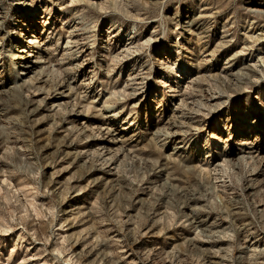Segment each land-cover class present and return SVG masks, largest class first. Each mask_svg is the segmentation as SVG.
Wrapping results in <instances>:
<instances>
[{
  "label": "rangeland",
  "instance_id": "rangeland-1",
  "mask_svg": "<svg viewBox=\"0 0 264 264\" xmlns=\"http://www.w3.org/2000/svg\"><path fill=\"white\" fill-rule=\"evenodd\" d=\"M91 1L0 0V264H264V0Z\"/></svg>",
  "mask_w": 264,
  "mask_h": 264
},
{
  "label": "bare ground",
  "instance_id": "bare-ground-1",
  "mask_svg": "<svg viewBox=\"0 0 264 264\" xmlns=\"http://www.w3.org/2000/svg\"><path fill=\"white\" fill-rule=\"evenodd\" d=\"M84 1V0H83ZM89 1H91V0H89ZM92 2V1H91ZM96 3V2H95ZM56 4V3H55ZM54 4V5H55ZM57 4H58V2H57ZM92 4H94V2L92 3ZM99 4V3H98ZM16 5H18V6H21L20 8L21 9H23V8H26V5H25V2H24V0H16ZM31 5V4H30ZM262 12V11H261ZM262 13H264V12H262ZM47 21V20H46ZM46 21H43L42 23H43V26L44 27H46L47 25H48V22H46ZM27 22V21H26ZM25 23V22H24ZM32 25V24H31ZM20 28H18V30H17V34H18V39L16 40V42L14 43V44H12L11 45V49L13 50V47H19L20 48V54H19V57H18V64H17V66L19 67V69H18V71H14L15 69H16V67L14 66V64L12 63V74H14L15 76H19L21 79H24L25 77H28L29 75H30V73H32L33 72V70L35 69V67L37 68V67H40L41 65H43V64H45L46 62L43 60L44 59V56H43V54H45V50H43V46H44V44H43V42L44 41H42V40H40L41 39V36L40 35H38V36H35V35H37V31H35L32 27H29L28 25H22V26H19ZM42 33H43V31H42ZM73 35V34H72ZM262 35V34H261ZM257 38V37H256ZM259 39H261V36L260 37H258ZM44 39V38H43ZM258 40V39H257ZM260 41V40H259ZM258 41V42H259ZM250 42H252V43H254L255 42V40L253 41V39H252V41L250 40ZM257 42V41H256ZM257 42V43H258ZM67 44H69L68 42H67ZM66 44V45H67ZM35 50H37L38 51V55L40 56L39 58V61H37V59H36V61L35 60H33V59H35V56L34 57H32V53L35 51ZM48 50H46V52H47ZM67 52V51H66ZM122 52H124V51H122ZM127 52V51H126ZM86 57V56H85ZM38 58V57H37ZM261 59H262V63H264V57H260ZM82 65H84V63H82ZM81 65V67L83 68V66ZM264 66V65H263ZM80 66L78 65V68H79ZM80 67V68H81ZM17 70V69H16ZM255 69H254V73H255ZM251 72H253V70L251 69ZM262 72V71H261ZM84 73V72H83ZM256 75H257V73H256ZM258 76V75H257ZM86 79V78H85ZM88 80V79H87ZM93 80V79H92ZM83 81H85V80H83ZM75 82V81H74ZM92 82V81H91ZM91 82H90V84H91ZM70 83H72V82H70ZM82 84V83H81ZM84 84H87V83H84ZM61 85H63V84H61ZM68 85V84H67ZM59 87H61V86H59ZM62 88V87H61ZM68 89L70 90V91H72L73 89H74V87H72V86H69L68 85ZM119 113H117V115H118ZM116 115V116H117ZM110 131V130H109ZM109 134V133H108ZM110 135V134H109ZM111 136V135H110ZM116 138V137H115ZM214 138H216V137H214ZM118 139V138H117ZM218 139V138H217ZM112 140V139H111ZM115 140H113L112 142H114ZM176 149V148H175ZM178 149V148H177ZM180 149V148H179ZM183 150V149H182ZM174 151H176V150H174ZM211 153V152H210ZM210 154H209V152H208V156H205V158L202 160V161H204V162H202V167L203 166H206L207 168H206V170L207 169H209L208 168V166H207V161L206 160H208V158L209 157H211V156H209ZM226 157V156H225ZM229 158V157H228ZM243 158V157H242ZM241 158V159H242ZM211 160V159H210ZM225 160V159H224ZM228 160V159H227ZM227 160H226V162H227ZM243 160H245V158L243 159ZM212 162V161H211ZM222 162V161H221ZM232 162V161H231ZM240 162H242L241 160H240ZM224 163H225V161H224ZM209 164V163H208ZM211 164V163H210ZM231 164V163H230ZM200 165V164H199ZM218 165H219V163H218ZM218 165H217V167H218ZM221 165V164H220ZM219 165V166H220ZM216 166V165H215ZM216 167V168H217ZM223 166L221 165V168H222ZM219 168V167H218ZM205 169V168H204ZM212 169H215V168H212ZM216 170V169H215Z\"/></svg>",
  "mask_w": 264,
  "mask_h": 264
}]
</instances>
